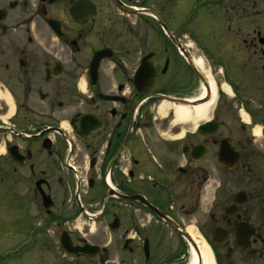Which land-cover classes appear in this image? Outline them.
<instances>
[{"label": "flooded vegetation", "instance_id": "af4514ba", "mask_svg": "<svg viewBox=\"0 0 264 264\" xmlns=\"http://www.w3.org/2000/svg\"><path fill=\"white\" fill-rule=\"evenodd\" d=\"M0 188L3 264H264V0H0Z\"/></svg>", "mask_w": 264, "mask_h": 264}, {"label": "bare ground", "instance_id": "6f19581e", "mask_svg": "<svg viewBox=\"0 0 264 264\" xmlns=\"http://www.w3.org/2000/svg\"><path fill=\"white\" fill-rule=\"evenodd\" d=\"M199 65H202V62L199 61L198 62ZM206 111H207V108H199L197 109V114L198 116L200 117H206ZM192 115V113L190 112L189 109H186V108H178L177 109V120L178 122H186L190 116ZM199 258L203 259V264H213L212 262V257L210 255V252L205 249L203 251V254H201V256H199ZM191 264H198V255L196 254V252H193V259H192V262Z\"/></svg>", "mask_w": 264, "mask_h": 264}, {"label": "rangeland", "instance_id": "374dc122", "mask_svg": "<svg viewBox=\"0 0 264 264\" xmlns=\"http://www.w3.org/2000/svg\"><path fill=\"white\" fill-rule=\"evenodd\" d=\"M191 7H192V5L190 7H188L187 16L190 13L189 10H191ZM206 20L208 21L209 18H207ZM210 35L213 38V33L212 32H211ZM196 56H197V58H200V57H202V54L201 53H197ZM0 190H1V188H0ZM4 216L5 215H4V211H3V204H2V202H0V240L2 239V234L5 233V226H4V222H3V217ZM195 237H196V235H195ZM196 239L200 240V238H196ZM199 245H200V249H201V251L203 253V251L205 250L206 246L203 243H199ZM3 248H4V243L2 241H0V251H1L0 252V264H3V257H2V255H3L2 249Z\"/></svg>", "mask_w": 264, "mask_h": 264}]
</instances>
